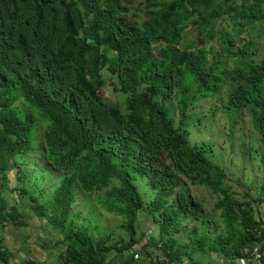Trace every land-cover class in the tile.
<instances>
[{
  "label": "trees",
  "instance_id": "trees-1",
  "mask_svg": "<svg viewBox=\"0 0 264 264\" xmlns=\"http://www.w3.org/2000/svg\"><path fill=\"white\" fill-rule=\"evenodd\" d=\"M227 19L228 35L219 24ZM256 25L264 32V0H0V193L18 191L57 231V264H199L196 252L240 264L251 255L264 236V57L257 59L252 38H240ZM189 26L192 45L183 44ZM105 86L125 95L123 107ZM224 86L227 108L235 118L247 108L258 135L257 195L189 140V107ZM173 97L177 123L164 105ZM27 164L54 178L43 201L28 192ZM12 171L21 185L8 186ZM133 174L154 191L149 204ZM189 185L204 187L218 215ZM78 191L120 216L124 235L94 234L78 221ZM139 211L157 225L156 236L137 233ZM26 221L0 194V226ZM8 258L0 237V264Z\"/></svg>",
  "mask_w": 264,
  "mask_h": 264
},
{
  "label": "rangeland",
  "instance_id": "rangeland-1",
  "mask_svg": "<svg viewBox=\"0 0 264 264\" xmlns=\"http://www.w3.org/2000/svg\"><path fill=\"white\" fill-rule=\"evenodd\" d=\"M138 6L137 3L134 4L132 11ZM138 19L141 21L143 16L138 12ZM228 22V23H227ZM220 20L219 24L223 31L228 35L232 33V24ZM197 36L196 30L189 26L184 32L183 44L192 45L193 40ZM247 41L249 38L254 41L256 47V57L257 59H262L264 57V32L261 26L256 25L251 31L241 34V40ZM211 42V43H210ZM209 43L215 46V49L220 51L221 44L215 39ZM208 43L202 40L200 46H206ZM233 64L230 62L227 68H232ZM106 75V71H104ZM103 94L106 95L110 100H117L123 107L125 95L115 94L111 91V86H105L103 88ZM230 94L229 86H224L219 93H212L207 97H196L194 103L189 107V113L194 119L188 121L186 129L189 132V140L191 143L205 144L206 156L215 164L222 167L228 177L233 181L238 180L242 185L248 186L254 195H257V188L255 183L259 181L261 170L258 162V153L256 149L258 148V135L255 132L252 123L250 113L247 108H242L239 113V117L235 118L237 114L232 108L228 107V98ZM179 98V97H178ZM177 97H173L172 100L164 102L165 107L169 110V114L173 117L177 123L178 114L176 109L173 112V104L175 106ZM228 110H232L229 112ZM229 112V113H228ZM229 118H235L236 122L231 130V120ZM43 124L40 123L38 130V139L40 140L43 136ZM22 156L19 155L16 158L19 159ZM31 162L32 160L27 157ZM37 158V157H35ZM24 168L29 172L28 179V192L29 193H43L41 201H43L46 196L50 194L52 188L50 184L53 182L54 178L41 172L40 166L34 167L33 165L27 164ZM24 169V171H25ZM26 171V172H27ZM26 174V173H25ZM134 183L138 189L139 194L144 200L145 204H149L150 200L154 196V191H152L146 181V178L140 174H133ZM18 184L16 180V175L13 171L9 173V183L8 186H14ZM18 185H21L20 183ZM27 185V183H26ZM241 192L247 187H242L241 185H235ZM191 194L197 196L203 200L205 208L213 215H218V211L213 212V198L207 193L204 187H196L189 185L187 187ZM2 198L5 200L6 205L16 204L17 207H22L25 213L26 219L28 218L32 225L28 227L33 228V231H27L26 229L22 232V241L25 246L30 247V240H34L35 243L40 245L41 243H50L53 246L54 240L57 239L58 233L55 229L46 224L43 219L34 216L29 212L28 203L26 199L23 203L21 195L18 191H3L0 193ZM46 194V195H45ZM80 192L78 191L77 197L78 201L74 205V209L79 210V220L82 221L83 225L90 229L92 232L102 231L109 232L113 231L115 236L124 235V232L119 230L116 225L122 221L120 216L109 213L100 207L94 201L95 194ZM259 210L262 216H264V203L259 205ZM77 218V217H76ZM95 230V231H94ZM137 233L150 232L149 235L156 236L158 233V227L155 225L150 215L146 211L138 212L137 221ZM38 231V233H37ZM37 234V235H36ZM156 234V235H155ZM3 235V233H1ZM25 249V248H24ZM26 261L24 259L19 260L17 264H39L38 261L33 257V249L25 250ZM19 256L16 254H13ZM209 253L196 252L195 259L199 264H215L210 261ZM14 261V262H13ZM8 264H15V259L12 257L8 258Z\"/></svg>",
  "mask_w": 264,
  "mask_h": 264
},
{
  "label": "crops",
  "instance_id": "crops-1",
  "mask_svg": "<svg viewBox=\"0 0 264 264\" xmlns=\"http://www.w3.org/2000/svg\"><path fill=\"white\" fill-rule=\"evenodd\" d=\"M24 203V202H23ZM22 209V207L20 206ZM29 219L27 218L25 226H16L12 224H7L4 226H0V237L2 238L3 244L7 248V252L9 257L15 259V264L18 263V261L21 259H24L26 261V253L25 250L33 249L34 252V258L38 261L37 263L41 264H57L59 261V254L61 253V246L54 244L53 246L48 243H41L38 245L35 243L34 240H30L29 244L30 247L25 246L22 241V232L24 229L27 231H33L32 226L28 227L29 225ZM30 225H32V222L30 221ZM3 233V235H1ZM38 233V231H37ZM150 232H146L148 235ZM37 235V234H36ZM156 235V234H155ZM25 248V249H24ZM16 252L19 254V256L13 255L16 254ZM139 255H136L135 258H137ZM111 258H114V253L111 254ZM210 261L214 262L215 264H226L227 260L220 254L213 253L209 256ZM19 259V260H17ZM14 262V261H13ZM234 264H239V262L232 261ZM9 263V262H8Z\"/></svg>",
  "mask_w": 264,
  "mask_h": 264
},
{
  "label": "built area",
  "instance_id": "built-area-1",
  "mask_svg": "<svg viewBox=\"0 0 264 264\" xmlns=\"http://www.w3.org/2000/svg\"><path fill=\"white\" fill-rule=\"evenodd\" d=\"M60 264H73V262L68 260ZM165 264H175V262L166 261ZM240 264H264V236L258 243L255 244L251 255L243 259Z\"/></svg>",
  "mask_w": 264,
  "mask_h": 264
}]
</instances>
